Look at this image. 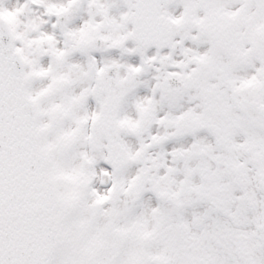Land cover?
<instances>
[{
    "label": "snow or ice",
    "instance_id": "snow-or-ice-1",
    "mask_svg": "<svg viewBox=\"0 0 264 264\" xmlns=\"http://www.w3.org/2000/svg\"><path fill=\"white\" fill-rule=\"evenodd\" d=\"M0 264H264V0H0Z\"/></svg>",
    "mask_w": 264,
    "mask_h": 264
}]
</instances>
